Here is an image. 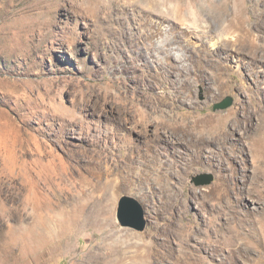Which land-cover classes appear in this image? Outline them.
Segmentation results:
<instances>
[{
    "label": "rangeland",
    "instance_id": "rangeland-1",
    "mask_svg": "<svg viewBox=\"0 0 264 264\" xmlns=\"http://www.w3.org/2000/svg\"><path fill=\"white\" fill-rule=\"evenodd\" d=\"M98 1L108 0H0V264H34L30 213L70 193V176L90 182L98 200L111 192L114 227L129 244L155 250L162 264H264V0H172L170 21L120 8L118 0L100 13ZM148 80L161 83L169 105L158 138L155 127L151 140L131 135L146 166L129 157L119 167L112 158L97 166L69 155L97 142L80 135L79 123L70 140L64 135L68 121L82 116L70 110L86 82L120 86L134 99L148 94ZM227 96L234 105L214 112ZM93 99L105 113L89 116V108L84 119L105 144L119 145L123 131L112 124L111 104L100 94ZM203 174L214 182L196 186ZM165 186L181 205L179 220L164 211ZM123 196L142 204L144 231L119 222ZM168 231L175 232L171 245ZM237 233L248 249L227 241ZM103 239L96 224L48 264H73Z\"/></svg>",
    "mask_w": 264,
    "mask_h": 264
},
{
    "label": "bare ground",
    "instance_id": "bare-ground-1",
    "mask_svg": "<svg viewBox=\"0 0 264 264\" xmlns=\"http://www.w3.org/2000/svg\"><path fill=\"white\" fill-rule=\"evenodd\" d=\"M109 1L110 0L105 3H100L98 1L96 5L97 10H99L100 13H103L109 4ZM111 1L110 4L115 2V0ZM125 1H128V3ZM163 1L164 2L161 3L160 0H118V6H120V8H125L124 5L129 7L136 6L146 12L149 16L157 15L166 21H170L171 18L169 16L172 10L170 11L168 5H170L172 0ZM162 7H165L168 11H164ZM123 10L124 9H121L120 12H125ZM155 36V33L151 32L147 35V39H153ZM152 52L153 50L145 56L146 63L149 65L150 63H154V61H151L153 58ZM166 52L169 53L168 50ZM159 85H161V83L148 80V94L138 93V96L136 94L137 98L133 99L128 95L126 90H123L120 86L111 85L109 89H103L98 87L100 85L86 82L84 87H81V90L78 93L81 96V99L78 102L77 107L70 110L71 113H81L82 116L78 122L75 120L68 121L71 128L69 131H66L64 135L66 136V140H70L73 131H77V129L73 130L75 128V123H79L80 126L78 125V131L80 132V135L88 140L95 138L97 142L88 144L78 152H68L69 155L79 162L95 164L97 166H103L104 159L112 158V165L119 167L121 164H124L127 157L133 159L134 164L141 167L146 166L143 151L136 146L131 135L137 133L140 136L138 137L142 140H151L149 138L151 136L149 129L155 127V138L159 137V115L160 112L164 111V108L169 105L167 104L165 97L158 92ZM113 87L116 90L118 89L120 93L111 90ZM63 91L64 90L60 88L58 91H55V93L59 94L63 93ZM98 94L105 98L106 101H109L111 104L109 114L112 118V124L118 126L123 131L120 143L117 146L105 144L101 139V133H98L97 131L95 132L88 121L84 119L89 108V116L104 115L103 113L105 112H103L96 103L93 104V96ZM120 101H123V103ZM173 103L176 105L175 100ZM53 125L56 126L55 123ZM120 150L127 151L126 158L119 157L118 153ZM153 167H155L154 163ZM258 172L256 175L259 177V174L261 175L263 172V167L261 165L258 167ZM58 182H60V185H64L65 177L61 175ZM68 183L71 186V192L60 195L53 207L45 205V209L42 213H39L36 209L30 213L32 221V236L30 242L32 249L30 258L34 264H48L51 261L59 260L63 254L73 250L71 241L78 233L86 231L91 227H95L96 224H99L103 231V243L82 258L77 257L74 259L73 264L163 263L161 257L155 250L149 249L145 251L144 249L139 248L136 242L129 244V242L124 239L125 236L121 235L114 227L112 223L113 194L111 192H106L103 194L102 199L98 200V195H95L90 182L77 180L73 176H70L68 177ZM121 187V183H115L114 185L115 190H119ZM165 189L167 190L166 198L163 201L164 211L167 213L174 212L176 220H179L182 216L181 205L176 200H173V198H170L171 195L168 194L169 188L167 186H165ZM257 194L261 196L262 191L257 192ZM65 221H67L66 225L64 224ZM254 223L256 224V221H254ZM174 238V231H168L165 233L166 243L168 242V244L171 245V242L175 240ZM230 240H236L241 244L242 248L246 247V241L238 233L236 235H230L227 238V241ZM220 243L221 241H219V244ZM219 244L217 247L215 246V249L213 248V255L219 250ZM247 251L250 253V250ZM167 264L172 263L168 262ZM185 264L201 263L187 261Z\"/></svg>",
    "mask_w": 264,
    "mask_h": 264
},
{
    "label": "water",
    "instance_id": "water-1",
    "mask_svg": "<svg viewBox=\"0 0 264 264\" xmlns=\"http://www.w3.org/2000/svg\"><path fill=\"white\" fill-rule=\"evenodd\" d=\"M235 103L233 96H227L213 107L214 112L230 109ZM196 186H208L214 182V177L210 174L199 175L194 178ZM118 219L123 227H131L137 231H144L147 226L145 211L142 204L129 196H123L118 204Z\"/></svg>",
    "mask_w": 264,
    "mask_h": 264
}]
</instances>
